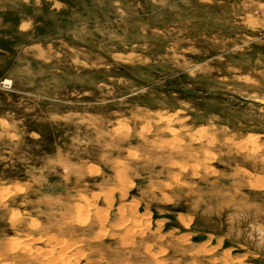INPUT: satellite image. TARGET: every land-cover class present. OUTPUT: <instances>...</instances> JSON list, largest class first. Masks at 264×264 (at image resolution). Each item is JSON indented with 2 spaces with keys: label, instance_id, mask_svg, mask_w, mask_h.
I'll use <instances>...</instances> for the list:
<instances>
[{
  "label": "rangeland",
  "instance_id": "374dc122",
  "mask_svg": "<svg viewBox=\"0 0 264 264\" xmlns=\"http://www.w3.org/2000/svg\"><path fill=\"white\" fill-rule=\"evenodd\" d=\"M0 264H264V0H0Z\"/></svg>",
  "mask_w": 264,
  "mask_h": 264
},
{
  "label": "bare ground",
  "instance_id": "6f19581e",
  "mask_svg": "<svg viewBox=\"0 0 264 264\" xmlns=\"http://www.w3.org/2000/svg\"><path fill=\"white\" fill-rule=\"evenodd\" d=\"M66 248H67V247H66ZM62 252H63V250H62ZM62 252H61V253H62ZM29 253H30V252H29Z\"/></svg>",
  "mask_w": 264,
  "mask_h": 264
}]
</instances>
